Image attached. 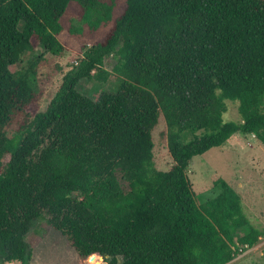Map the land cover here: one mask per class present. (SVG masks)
<instances>
[{"label":"trees","instance_id":"16d2710c","mask_svg":"<svg viewBox=\"0 0 264 264\" xmlns=\"http://www.w3.org/2000/svg\"><path fill=\"white\" fill-rule=\"evenodd\" d=\"M74 2L91 31L113 19L103 0H0V264H31L27 237L40 220L80 264L94 255L108 264H231L258 246L264 231L242 196L219 179V195L199 205L188 171L236 134L264 146V0H128L106 40L33 114L45 60L36 48L66 53L58 37ZM114 75L116 87L98 100L79 90ZM229 100L242 123H225ZM162 118L167 172L154 155Z\"/></svg>","mask_w":264,"mask_h":264},{"label":"rangeland","instance_id":"374dc122","mask_svg":"<svg viewBox=\"0 0 264 264\" xmlns=\"http://www.w3.org/2000/svg\"><path fill=\"white\" fill-rule=\"evenodd\" d=\"M103 1L115 7L113 19L108 25L98 31H91L82 22L81 6L74 2L62 19L64 30L58 37L67 49L66 53L56 57L45 53L41 47L36 48L37 54L44 55L45 60L40 68L39 78L43 96L39 106L31 109L33 114L46 111L57 94L63 77L82 59L88 49L106 40L116 21L124 14L128 0ZM73 30L75 34L71 32ZM79 30H83V33L80 34ZM31 57L32 53H28L25 58L28 60ZM116 62L113 57L108 59L106 69L112 72ZM21 67L22 65L18 64L12 67V71L16 72ZM116 83L117 78L114 75L107 83L84 81L79 90L82 94L98 100L104 91H113ZM227 107L225 123H242L239 103L229 100ZM17 129V124L10 129L11 137ZM154 141L156 166L159 170L167 172L174 165V161L168 149L167 125L164 118L154 132ZM9 160L8 156L4 161L7 163ZM188 176L199 205L219 195V190L213 191L219 179L227 181L242 196L245 212L252 224L264 231V146L255 136L236 134L222 148H214L202 156L195 157L189 167ZM37 223L27 237L33 249V256L37 257L36 264H78L71 254L66 252L68 244L65 238L46 221L40 220ZM231 264H264V238L255 248L239 253Z\"/></svg>","mask_w":264,"mask_h":264},{"label":"crops","instance_id":"0c3cea01","mask_svg":"<svg viewBox=\"0 0 264 264\" xmlns=\"http://www.w3.org/2000/svg\"><path fill=\"white\" fill-rule=\"evenodd\" d=\"M65 240H66V239H65ZM66 242H67V244H68V247L66 248V252L70 253L71 256L73 257V259H74L78 264H80V259H79V256H78L77 252L75 251V249H73V248L69 245V243H68L67 240H66ZM65 245H66V244H65ZM66 246H67V245H66ZM95 257H97L98 259H100L101 262H102V258H101L100 256L96 255ZM36 258H37V257L33 256L31 264H36ZM92 258H93V257H90V259L86 262V264H95V263L92 261ZM102 264H103V262H102Z\"/></svg>","mask_w":264,"mask_h":264},{"label":"water","instance_id":"95a60500","mask_svg":"<svg viewBox=\"0 0 264 264\" xmlns=\"http://www.w3.org/2000/svg\"><path fill=\"white\" fill-rule=\"evenodd\" d=\"M94 256H96V255H94ZM94 256H93V257H94ZM102 261H103V260H102ZM103 264H108V263H106V262H103Z\"/></svg>","mask_w":264,"mask_h":264}]
</instances>
